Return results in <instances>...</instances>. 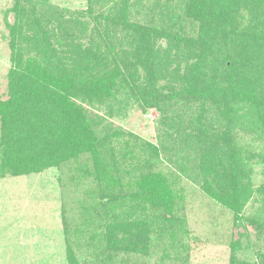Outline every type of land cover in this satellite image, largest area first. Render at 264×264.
<instances>
[{
  "label": "trees",
  "instance_id": "obj_1",
  "mask_svg": "<svg viewBox=\"0 0 264 264\" xmlns=\"http://www.w3.org/2000/svg\"><path fill=\"white\" fill-rule=\"evenodd\" d=\"M135 1L87 0L70 10L14 0L6 10L14 22H6L0 171L76 162L82 219L101 220L102 247L123 264L127 253L183 260L194 248L185 240L195 238L185 188L237 219L254 191L251 166L264 160L230 139L243 119L264 128V0H159L133 19ZM133 104L158 111L156 143L112 120ZM254 223L264 260V215ZM227 245L235 264L241 242ZM66 255L78 264L69 248Z\"/></svg>",
  "mask_w": 264,
  "mask_h": 264
},
{
  "label": "rangeland",
  "instance_id": "obj_2",
  "mask_svg": "<svg viewBox=\"0 0 264 264\" xmlns=\"http://www.w3.org/2000/svg\"><path fill=\"white\" fill-rule=\"evenodd\" d=\"M13 2L0 0V100L7 97L6 74L11 65L6 22H14L13 12L9 11L7 15L5 12ZM48 2L70 10L87 7V0ZM135 2L139 5H133L131 13L133 19H139L146 11L144 6L148 9V5L152 6L159 0ZM158 118L156 109H141L140 105L133 104L127 115L112 120L136 136L156 143ZM241 121L232 127L230 139L239 152L253 150L264 157V128L249 124L246 119ZM78 169L76 162H69L60 169L53 167L30 175L13 176L0 171V264H68V248L74 252L78 264L125 263V256L120 259L121 253L111 254L102 247L104 229L97 226L101 220L92 222L86 218L83 221L84 182L77 183L73 178ZM250 171L254 191L237 219L229 210L210 205L208 202H212L199 191L189 186L185 188L190 199L184 204L187 225L190 235L195 236L193 240H185L194 246L190 256L181 260L178 257L161 258L153 252L144 256L127 253L129 264H228L227 243L230 238L241 242V247L235 250V264H264V260L256 256V247H253L260 232L254 221L264 215V160L254 163ZM193 191L198 192V196L191 197Z\"/></svg>",
  "mask_w": 264,
  "mask_h": 264
}]
</instances>
